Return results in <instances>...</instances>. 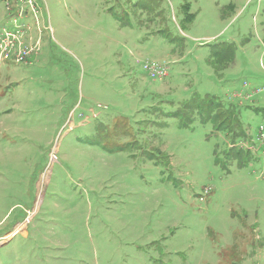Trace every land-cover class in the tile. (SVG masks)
Instances as JSON below:
<instances>
[{"label": "rangeland", "instance_id": "1", "mask_svg": "<svg viewBox=\"0 0 264 264\" xmlns=\"http://www.w3.org/2000/svg\"><path fill=\"white\" fill-rule=\"evenodd\" d=\"M258 1L41 0L0 63V264H264Z\"/></svg>", "mask_w": 264, "mask_h": 264}, {"label": "built area", "instance_id": "2", "mask_svg": "<svg viewBox=\"0 0 264 264\" xmlns=\"http://www.w3.org/2000/svg\"><path fill=\"white\" fill-rule=\"evenodd\" d=\"M40 1L41 0H0L5 15L3 17L4 22L0 24V63L10 62L8 54L4 55V46L8 45V42H15L22 38L25 32L39 28L40 20ZM263 1V0H259ZM258 1V3H259ZM23 45V44H22ZM22 45L19 46V49L25 50V52L19 51V54H22L20 58L24 57L27 54V50L22 48ZM14 61V60H13ZM17 64H24L20 61H14ZM29 62L27 61V64ZM147 69L152 77L162 79L166 75L165 68L160 64L151 62L147 65ZM236 93V94H235ZM234 97H241V93L235 92ZM245 96L247 99L250 94L246 93ZM263 125V124H262ZM257 131V137L259 144L248 145L241 144V146H247L248 150L253 151H262L264 153V126H262ZM233 146L234 144H230ZM209 190H205L204 193H207Z\"/></svg>", "mask_w": 264, "mask_h": 264}, {"label": "crops", "instance_id": "3", "mask_svg": "<svg viewBox=\"0 0 264 264\" xmlns=\"http://www.w3.org/2000/svg\"><path fill=\"white\" fill-rule=\"evenodd\" d=\"M40 15H39V17L41 18L42 17V15H44V10H43V8L41 7V1H40ZM3 9H2V6H1V4H0V13H1V11H2ZM43 12V13H42ZM2 16V14H0V24L2 23V22H4V20H3V17H1ZM44 18H46V17H44Z\"/></svg>", "mask_w": 264, "mask_h": 264}, {"label": "trees", "instance_id": "4", "mask_svg": "<svg viewBox=\"0 0 264 264\" xmlns=\"http://www.w3.org/2000/svg\"><path fill=\"white\" fill-rule=\"evenodd\" d=\"M218 54H219V53H218ZM217 105H218V104H217ZM219 106H220V105H219ZM219 108H220V107H219ZM222 122H223V124L225 125V123H224L225 121H222ZM233 126H234L233 123H232V122H229V123H228V126H226V127H228V129L232 132V131H233Z\"/></svg>", "mask_w": 264, "mask_h": 264}, {"label": "bare ground", "instance_id": "5", "mask_svg": "<svg viewBox=\"0 0 264 264\" xmlns=\"http://www.w3.org/2000/svg\"><path fill=\"white\" fill-rule=\"evenodd\" d=\"M39 30V29H38ZM166 77V76H165Z\"/></svg>", "mask_w": 264, "mask_h": 264}]
</instances>
